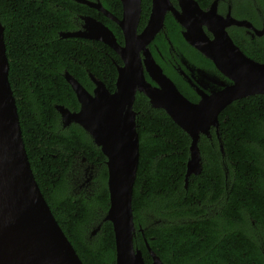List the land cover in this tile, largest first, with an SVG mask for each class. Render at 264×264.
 Segmentation results:
<instances>
[{"label":"trees","instance_id":"obj_1","mask_svg":"<svg viewBox=\"0 0 264 264\" xmlns=\"http://www.w3.org/2000/svg\"><path fill=\"white\" fill-rule=\"evenodd\" d=\"M99 1L122 17L121 0ZM197 1L203 7L212 2ZM232 3L237 18H249L260 26L255 10L264 14V0ZM149 12L150 0H142L140 30ZM81 16L101 21L123 42L115 22L74 0H0L9 80L35 179L83 263L117 264L114 227L105 221L110 207L107 158L80 125L64 127L56 109L57 105L72 112L80 108L66 72L89 91L94 87L90 73L109 91L116 89L122 60L110 46L60 36V32L79 30ZM172 28L178 29L173 21ZM236 30L235 42L243 49L262 48L255 57L264 61V37L252 42L244 28ZM171 37L188 52L178 30L172 29ZM191 50L199 55V62L204 59L213 65ZM134 110L139 135L132 204L134 246L142 251L145 262H152L147 241L165 264H264L262 242L252 237L255 232L264 235V94L237 100L220 114L224 155L215 132L212 137L200 136L203 168L189 177L187 185L190 136L165 110L153 108L144 94H137ZM90 165L91 177L84 175ZM87 178L90 184L80 189ZM208 205L220 211L208 216Z\"/></svg>","mask_w":264,"mask_h":264},{"label":"water","instance_id":"obj_2","mask_svg":"<svg viewBox=\"0 0 264 264\" xmlns=\"http://www.w3.org/2000/svg\"><path fill=\"white\" fill-rule=\"evenodd\" d=\"M98 10L114 21L124 36L121 45L113 31L91 16H81V29L62 32V38H85L103 42L121 58L117 66L116 89L110 92L105 84L90 73L96 84L93 94L70 73H65L80 104L72 112L62 105L56 109L64 127L80 125L106 156L110 207L105 221L113 224L117 264H165L146 241L152 262L146 263L142 251L135 248L136 224L133 214V192L139 165V135L134 103L137 93L144 94L153 108H160L191 138L190 158L185 175L186 185L191 175L202 171L199 140L202 134L211 137L215 128L221 143L219 115L233 102L264 94V63L247 57L233 42L226 27H247L258 36L264 35V25L255 28L246 20L216 13V2L204 12L195 0H178L182 12L172 7L170 0H153L151 16L142 32H138L142 0H121L122 17L108 11L99 0H74ZM172 11L186 28V41L233 80L219 92L200 91L199 102L185 97L155 63L147 46L164 27L165 15ZM216 15V14H215ZM216 35L209 41L203 25ZM142 55L145 60L143 61ZM144 64L159 87L149 83ZM10 64L5 43V27L0 20V264H84L74 246L60 227L33 173L25 148L18 107L9 80ZM101 226L93 231V235ZM143 234L144 231L140 229Z\"/></svg>","mask_w":264,"mask_h":264},{"label":"flooded vegetation","instance_id":"obj_3","mask_svg":"<svg viewBox=\"0 0 264 264\" xmlns=\"http://www.w3.org/2000/svg\"><path fill=\"white\" fill-rule=\"evenodd\" d=\"M170 1L172 4V7L175 10L182 12L178 0H170ZM195 1L198 3L201 10H203L204 12H209L211 6L214 4V2H216V4H217L216 5V13L211 14L212 18L217 17V19H219L218 16H220V17H223L224 19H226V17L228 15H231L235 19L248 21L257 29H261L264 25V14H262L261 11L257 8L255 10V13L259 14V18L261 20L260 26H257L254 23V21L249 19V18H237L233 14L232 0H226V1L225 0H212V2L206 7L201 6V4L197 0H195ZM222 1H225L224 5H223ZM152 3H153V0H150V12L148 14V18L146 20V23L143 25V27H141V30L138 27L139 33L142 32V30L148 24V21H149L150 16H151V11H152ZM141 14H142V11H141ZM170 18H171V21L169 22ZM80 19H81V17H80ZM81 21H82V19H81ZM140 21H141V19H140ZM172 21L178 26V29L172 28ZM82 23H83V21H82ZM82 23H81L80 28H78V29H81ZM139 25H140V23H139ZM236 28H244L246 30L244 33L245 36L248 35L250 37V39L252 40V42H255L257 40V38L264 37V35L258 36L253 30H251L247 27H238V26H234V25H230V26L226 27V30H227L229 36L231 37V39L233 40V42L241 49V51H243V53L247 57H250L257 62L264 63L263 60H259L258 58L255 57V55L257 53H260L262 51V48H259V49H255V48L243 49L239 44H237L235 42L233 37H234V35H236V32H237ZM172 29L178 30L180 36L185 41L184 42L185 44H183V45L188 49L187 53L184 50V47L181 48L179 45L176 44V39H175V42L173 41V39L171 37ZM203 29H204V32H205L209 41H213L216 39L215 33L209 29V26H207V24L203 25ZM75 31H77V30H75ZM186 31H187L186 28L183 25H181L180 22H178L176 20L173 12L168 11L165 15L164 27L156 34V36L151 41V43L147 46V48L149 49L153 59L155 60V63L157 65H159V67L162 69L163 73L175 84L177 89L185 97H187L190 101L199 102L201 99L200 91H203L207 95L212 94L214 92H219V91L225 89L227 87V85H231L233 83V80H231L229 77L225 76L216 67V65L212 59L203 55L199 50L194 48L192 45H190L186 41V39L184 37V33ZM69 32H71V31H69ZM60 33H62V32H60ZM120 44L124 45V38H123V42ZM162 48L164 50H166V52L163 53ZM191 48H193L196 52H199L203 57H205L213 65L209 66L208 62L204 61V59L202 62H199L200 58H198L196 56L198 54H196V55L191 54V53H193ZM142 59H143V61L145 60L143 55H142ZM122 64H123V62H122ZM144 74H145V77L149 83H151L154 87H159V85L154 80H152V78L150 77V74L147 71L145 64H144ZM89 77H90V75H89ZM95 78H97V77H95ZM90 79H91V77H90ZM97 79H99V78H97ZM92 83L94 85L92 91L88 90L91 94H93L94 88L96 86V84L93 81H92ZM105 86H106V84H105ZM83 87L86 89L85 86H83ZM106 88H107V86H106ZM210 132H211V137H212V132H215L217 134L215 128H212ZM202 135H205V134H202ZM205 136H207V135H205ZM91 168H93V166H91V165L88 168L86 167L84 169V175H86V176L90 175V177H91V172L89 171V169H91ZM72 177L77 182V179H78L77 175L73 174ZM88 184H90V178L89 179L87 178L85 180V182H81L80 189H85ZM206 211H207L208 216H214L215 214H217L220 211V208H218L217 206L212 207V205H208V206H206ZM252 237L255 241L262 242L261 245H259V248L261 249V251L264 255V242H263L264 235L262 233L255 232Z\"/></svg>","mask_w":264,"mask_h":264}]
</instances>
